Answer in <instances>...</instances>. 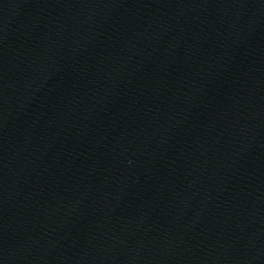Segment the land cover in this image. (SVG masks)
<instances>
[{"label":"water","instance_id":"1","mask_svg":"<svg viewBox=\"0 0 264 264\" xmlns=\"http://www.w3.org/2000/svg\"><path fill=\"white\" fill-rule=\"evenodd\" d=\"M0 264H264V0H0Z\"/></svg>","mask_w":264,"mask_h":264}]
</instances>
